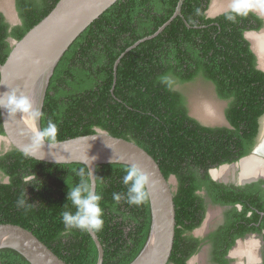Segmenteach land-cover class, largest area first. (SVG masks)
Returning a JSON list of instances; mask_svg holds the SVG:
<instances>
[{
  "label": "trees",
  "instance_id": "trees-1",
  "mask_svg": "<svg viewBox=\"0 0 264 264\" xmlns=\"http://www.w3.org/2000/svg\"><path fill=\"white\" fill-rule=\"evenodd\" d=\"M57 1L15 0L20 23L14 26L0 11V63L12 47L9 38L20 39ZM177 2L116 0L95 18L56 64L40 126L46 128L49 120L55 123V141L97 130L133 141L156 160L166 178L174 177L175 231L168 264H188L199 249L200 240L192 234L205 212L199 189L204 188L216 203L232 205L229 219L211 234L212 260L228 264L223 254L236 238L251 231H263L264 237V194L257 188L262 180L227 186L212 180L208 169L236 161L255 143L264 115V72L255 67L244 30L256 29L262 21L250 11L211 17L207 15L210 0H183L181 15L125 52L114 70L120 54L154 33L173 14ZM197 79L211 83L217 97L226 102L227 125H207L188 114L184 94L173 86L194 84ZM0 134H4L1 117ZM128 166L111 162L95 167V192L102 197L104 223L94 232L103 248L102 264L130 263L150 230L148 196L139 206L127 203L123 177ZM0 172L8 177L7 183L0 182V224L30 230L66 264H96L98 252L89 232L65 229L62 222L63 211H75L66 200L67 191L82 179L90 186L86 165L37 160L11 145L0 153ZM31 173L36 178L24 181ZM114 193L121 195L119 202ZM0 260L31 264L11 248L0 249Z\"/></svg>",
  "mask_w": 264,
  "mask_h": 264
},
{
  "label": "water",
  "instance_id": "water-1",
  "mask_svg": "<svg viewBox=\"0 0 264 264\" xmlns=\"http://www.w3.org/2000/svg\"><path fill=\"white\" fill-rule=\"evenodd\" d=\"M115 1L58 0L20 39L13 40L5 61L0 63V95L15 90L18 95L28 96L34 106L42 111L49 79L59 59L79 33ZM182 2L183 0H178L173 14L154 33L128 46L116 59L114 70L125 52L154 37L174 17L181 15ZM0 117L6 140L26 155L51 163L79 162L86 165L87 169L93 172V175L89 176L90 188L93 191L96 189V165L110 161L129 166L136 164L149 178L146 192L151 223L144 246L128 264H168L175 231L172 182L170 177L163 175L156 160L144 148L133 141L97 130L91 134L45 142L41 148L33 149L31 133L23 123L20 113L12 116L0 109ZM36 127L41 129L40 119L36 122ZM248 158L255 159L256 163L259 160L258 156L249 154L239 158L237 162L223 166L233 167L238 162L243 166ZM261 166L264 168V164ZM88 232L97 248L96 264H102V245L94 231ZM3 248L17 251L31 264H66L30 230L16 224H0V249Z\"/></svg>",
  "mask_w": 264,
  "mask_h": 264
},
{
  "label": "flooded vegetation",
  "instance_id": "flooded-vegetation-1",
  "mask_svg": "<svg viewBox=\"0 0 264 264\" xmlns=\"http://www.w3.org/2000/svg\"><path fill=\"white\" fill-rule=\"evenodd\" d=\"M211 1L212 0H210V2H209V6H210ZM250 1H251L250 3H253V4H255L257 2V0H250ZM232 3H233V0H226L224 2L222 1L219 4L214 3V5L212 4L211 7H210L211 12L219 10V6H220L221 11L218 12L216 15H219V14H221L223 12H226V11H232V8H231V4ZM209 6H208V8H209ZM14 7H15V0H14ZM250 12H252L258 18H260L262 23L256 29L255 28H247L246 30H244V36L248 40L250 49H251V51L254 54L255 67L257 69L262 70L264 72V12H261L259 10H252ZM2 14H3L5 20L9 23L10 26H14V25L20 23V19L18 20V22H15V23L9 22L7 20V18L5 17L3 12H2ZM211 17H213V16H211ZM249 22L255 24L254 20H252V19H250ZM251 23H249V24H251ZM9 41L12 44L13 39L9 38ZM254 42L255 43L261 42V46L262 47H259L257 49V47H256ZM259 51H263L262 52L263 55L260 54ZM176 85L177 84H175L173 86V88L178 90ZM181 92L183 93V91H181ZM184 96H185V94H184ZM186 102L189 103L188 98H186ZM197 105H199V110L202 111L201 113H203V115L207 114V112H206V114H204L205 111L207 110V108H205V107H207V106L211 107L210 103L206 99L198 100L197 101ZM197 105H195V106H197ZM203 105H205V107ZM187 107H188V114L190 116L196 118L197 120L201 121L195 115H192V108L189 107V104L187 105ZM262 119H263V115L261 116V118L259 120L260 121L259 122L260 123V127H259V130H258V134L256 135L255 143L252 146L251 151L248 154L243 155V156H247L249 154H254V155L258 156L259 160L257 161V163H256L255 159L248 158L247 163L245 165H243V166H242V164H240L238 162L233 167H225V166H223V164H225V163H221L219 165L210 167L208 169V173H209V175H210L212 180H214L215 182H218V183H222V184L227 185V186H231V185H233V186H245V185L253 184L255 182H258V181L262 180L261 183H259L257 185V188H259L261 190V192L264 194V168H263V166H261L262 164H264V124H263L264 121ZM210 121H212V120L210 119ZM262 121H263V123H262ZM202 123L207 124V125H217V126L227 125V121L225 123L219 122V123H214V124H208V123H205V122H202ZM262 124H263V128L261 129V125ZM10 148H11L10 143L6 140L4 134H0V153H2L4 151H7ZM256 148H258V151H256ZM253 151L256 152V153H254ZM243 156H241V157H243ZM238 160H239V158L236 160V162ZM53 173H55V171H53ZM0 174L3 177H5V179H6V181H0V182L1 183H7L8 182V177L5 176L2 172H0ZM256 175H258L257 178L256 179H252ZM36 176L37 175L35 173H31V174L26 175L23 179H24V181H30V180L35 179ZM31 183L33 184V182H28L26 184H31ZM25 191H26V193L29 192V186H26ZM55 192H56V188L53 186V182H52V194H54ZM197 193H198V195L201 196V198L203 200V203L205 204L204 205L205 206V212H204V217H203L202 222L196 228L200 227L201 224L203 223L208 204H212V205L218 206L221 209V214L218 217V219L215 222H213L212 227L209 228L204 234L195 235V234H193V231L196 228H194L192 230V234L195 237L199 238V240H200V242L198 243L199 244V249H198L197 252L203 251V249L206 250V255L211 261L210 264H218V262H216L215 260H212V254L211 253H212L213 250H215V245L212 242V235L211 234L214 233L218 229L219 226L225 224V222L229 219L227 211H229L231 209L232 205H230V204H221V203L214 202L213 199H211L210 194L207 191H205L204 188L199 189L197 191ZM235 206L237 207L238 210L241 209L239 204L236 203L234 205V207ZM248 215H249V213H248ZM256 224H258V223H256ZM230 234L231 233H227L226 237L227 238L228 237L231 238L229 236ZM251 235H256L257 236V238H258L257 242H253V239L256 240V237H254V238L252 237L253 239L251 237L250 238L248 237V236H251ZM216 241H217V239H216ZM223 241H225V240L222 239V243H223ZM254 244H257L259 248H258V253L252 255L249 252V248L250 247H248V246H253ZM218 250H220V248ZM223 257L226 259L228 264H264V237H263V231L246 232L243 236L236 238L234 243L230 247L227 248V250L223 254ZM189 259H188V264H196V263L189 262Z\"/></svg>",
  "mask_w": 264,
  "mask_h": 264
},
{
  "label": "clouds",
  "instance_id": "clouds-1",
  "mask_svg": "<svg viewBox=\"0 0 264 264\" xmlns=\"http://www.w3.org/2000/svg\"><path fill=\"white\" fill-rule=\"evenodd\" d=\"M231 8L233 12L240 15H246L252 10L264 12V0H257L255 4L250 3L249 0H233ZM232 18L229 17V19ZM0 109H4L12 116L17 113L21 114L23 123L31 133V147L33 149L41 148L45 142L55 141L58 133L57 125L49 120L46 128H37L36 122L43 116V113L34 106L28 96L18 95L15 90L0 95ZM81 174L83 176V172ZM92 175L93 172L88 168V176ZM148 182L147 174L142 172L136 164L127 167L123 183L128 186L127 203L129 205L139 206L147 200L146 186ZM101 199V195L93 191L87 181L83 179L80 184L68 190L66 200L71 202L75 211L65 210L62 212V222L65 229H78L85 232L88 230L100 231L104 223L102 219L103 211L100 207ZM113 199L119 202L121 195L114 193ZM19 205L23 206L24 201L20 200Z\"/></svg>",
  "mask_w": 264,
  "mask_h": 264
},
{
  "label": "rangeland",
  "instance_id": "rangeland-1",
  "mask_svg": "<svg viewBox=\"0 0 264 264\" xmlns=\"http://www.w3.org/2000/svg\"><path fill=\"white\" fill-rule=\"evenodd\" d=\"M224 2L226 0H212L210 3L209 8L207 9V15L208 16H215L218 12L221 11L220 6L219 10L211 12V5L214 3L219 4L221 2ZM232 5V4H231ZM0 10L4 13L5 17L9 22L15 23L18 22L19 16L16 11V8L14 7V0H0ZM196 83L194 84H177L176 87L178 90L183 91L185 94V97L188 98L189 101V107L192 108V115H195L198 119H200L202 122L208 123V124H214V123H225V117H224V108L226 106V102L222 101L217 97V95L214 93V87L211 83H206L202 79H197L195 80ZM201 99H206L210 105L211 108H207L205 111L206 115H203L201 113L202 111L199 110V105H197V101ZM197 105V106H195ZM209 116V117H208ZM210 119L212 121H210ZM264 121V115L263 119ZM262 121V123H263ZM264 124V123H263ZM263 124L261 125V129L263 128ZM170 180L172 182V186L174 187L175 185V179L173 176H170ZM0 181H6L5 177H3L0 174ZM221 214V209L218 206L208 204L207 209H206V214L203 223L201 224L200 227L196 228L193 231V234L195 235H202L204 234L209 228L212 227L213 222H215L218 217ZM249 238L251 237H256V240L253 238V242H257V236L256 235H251L248 236ZM249 252L254 255L258 253V245L254 244L253 246H248ZM253 249V250H252ZM248 250V249H247ZM254 251V252H253ZM189 262L191 263H196V264H210L211 261L206 255V250L203 249V251L197 252L195 255H193L190 259Z\"/></svg>",
  "mask_w": 264,
  "mask_h": 264
},
{
  "label": "bare ground",
  "instance_id": "bare-ground-1",
  "mask_svg": "<svg viewBox=\"0 0 264 264\" xmlns=\"http://www.w3.org/2000/svg\"><path fill=\"white\" fill-rule=\"evenodd\" d=\"M249 2H251L250 0H249ZM252 38V37H251ZM255 40V39H254ZM255 43V42H254ZM258 44V45H257ZM255 45H256V47H257V49L259 48V47H262L261 46V42H259V43H255ZM263 51H259V53L260 54H262L263 55V53H262ZM211 106V105H210ZM211 108V107H210ZM205 114V113H204ZM262 148V147H261ZM256 151H258V148H256ZM256 153V152H255ZM253 250V249H252ZM254 252V251H253Z\"/></svg>",
  "mask_w": 264,
  "mask_h": 264
}]
</instances>
